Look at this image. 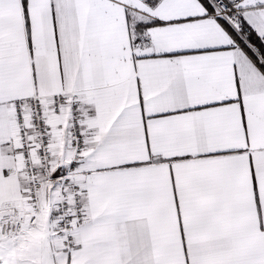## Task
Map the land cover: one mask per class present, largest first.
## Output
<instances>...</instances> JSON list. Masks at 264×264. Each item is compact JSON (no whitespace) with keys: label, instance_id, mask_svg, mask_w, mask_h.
Masks as SVG:
<instances>
[{"label":"snow or ice","instance_id":"6c2138e0","mask_svg":"<svg viewBox=\"0 0 264 264\" xmlns=\"http://www.w3.org/2000/svg\"><path fill=\"white\" fill-rule=\"evenodd\" d=\"M0 264H264V0H0Z\"/></svg>","mask_w":264,"mask_h":264}]
</instances>
